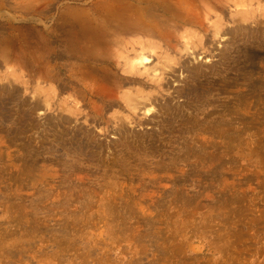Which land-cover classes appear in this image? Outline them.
<instances>
[{
    "label": "rangeland",
    "instance_id": "374dc122",
    "mask_svg": "<svg viewBox=\"0 0 264 264\" xmlns=\"http://www.w3.org/2000/svg\"><path fill=\"white\" fill-rule=\"evenodd\" d=\"M198 1L0 0V264H264V0Z\"/></svg>",
    "mask_w": 264,
    "mask_h": 264
},
{
    "label": "bare ground",
    "instance_id": "6f19581e",
    "mask_svg": "<svg viewBox=\"0 0 264 264\" xmlns=\"http://www.w3.org/2000/svg\"><path fill=\"white\" fill-rule=\"evenodd\" d=\"M148 1H149V0H148ZM161 1H162V0H161ZM168 1H169V2H172V4H173V3H175V4H182L183 1L185 2V0H174L175 2H173V0H168ZM190 1H193V2H194V1H197V2H199L198 0H190ZM165 2H166V1H165ZM186 2H187V1H186ZM201 2H202V0H201ZM208 2H209V1H208ZM144 3H145V2H144ZM189 3H190V2H189ZM211 3H212V2H211ZM141 4H142V3H141ZM160 4H161V3H160ZM194 4H195V2H194ZM196 4H197V3H196ZM152 5H153V4H152ZM152 5H151V6H152ZM155 5H156V4H155ZM183 5H184L185 7H184V6H183V7L181 6V7L184 8V9H186V7L188 6V5H185V4H183ZM189 5H191V4H189ZM192 5H193V4H192ZM192 5H191V7H192L193 9H192V10H191V9L187 10V11H188V12H186L187 14H188V13H191V11H193V10H194V11H193L192 13H195V8H196V7L194 8ZM148 6H150V5H148ZM156 6H157V5H156ZM158 6L160 7V5H158ZM195 6H196V5H195ZM135 7H136V6H135ZM200 7H201V6H200ZM148 8H149V7H148ZM156 8H158V7H156ZM136 9H137V7H136ZM166 9H167V8H166ZM124 11H125V10H124ZM143 11H144V10H143ZM156 11H157V10H156ZM158 11H159V10H158ZM183 11H184V10H183ZM185 11H186V10H185ZM147 12H149V11H147ZM147 12H146V14H148ZM129 13H130V12H129ZM150 13H152V12L150 11ZM153 14H154V13H153ZM131 15H132V14H131ZM140 15H141V14H140ZM142 15H144V13H143ZM142 15H141V16H142ZM150 15L152 16V14H148L147 17L149 18ZM158 15H159V13H157V16H158ZM171 15H172V14H171ZM189 15H190V14H189ZM191 15H192V14H191ZM198 15H199V14H198ZM128 16H129V15H128ZM151 16H150V17H151ZM161 16H162V15H160V17H161ZM130 17H131V16H130ZM135 17H136V16H135ZM145 17H146V16H145ZM153 17H154V16H152V18H153ZM160 17H159V18H160ZM164 17H165V16H164ZM168 17H169V16H168ZM192 17H193V16H192ZM132 18H133V17H132ZM142 18H143V16H142ZM148 18H146V19H148ZM162 18H163V17H162ZM123 19H124V18H123ZM140 19H141V18H140ZM154 19L156 20V14H155V18H154ZM154 19H153V20H154ZM160 19H161V18H160ZM160 19H159V21H160ZM169 19L171 20L172 18H169ZM169 19H168V20H169ZM126 20H127V19H126ZM132 20H133V19H132ZM134 20H135V19H134ZM143 20H144V19H143ZM143 20H142V21H143ZM155 20H154V21H155ZM157 20H158V19H157ZM161 20H162V19H161ZM163 20H164V21H163L164 23H167V22H168L167 20H166L167 22H165V19H163ZM188 20H189V19H188ZM188 20H187V21H188ZM127 21H128V20H127ZM144 21H145V20H144ZM144 21L142 22V23H143V24H142V25H143V28H144V24L148 23V20H147V22L145 21L146 23H145ZM149 21H150V18H149ZM191 21H192V20H191ZM134 22H135V21H134ZM150 22H151V21H150ZM152 22H153V21H152ZM174 22H175V20H174ZM153 23H155V22H153ZM153 23H152V24H153ZM161 23H162V22H161ZM161 23L159 22L160 25H161ZM159 24H158V22H156V24H153V25H158V27H159ZM168 24H169V23H168ZM148 25H149V24H148ZM148 25H146V27H147ZM150 25H151V24H150ZM153 25H151V26H153ZM164 25H165V24H162L163 27L166 26V25H165V26H164ZM162 26H160V28H159V30H161V31L163 30V29L161 28ZM129 27H131V26H129ZM134 27H136V28H137V27H141V25H140V26H139V25H138V26L135 25ZM107 28H108V27H107ZM132 28H133V25H132ZM141 28H142V27H141ZM141 28H140L139 30H141ZM143 28H142V29H143ZM148 28H149V29H148L147 31L151 34V32H153V31H151V27H148ZM152 28H153V27H152ZM156 28H157V27L154 26L153 29H155V31H156ZM115 29H116V28H115ZM125 29H126V28H125ZM146 29H147V28H146ZM146 29H145V30H146ZM126 30H129V29L127 28ZM145 30H144V31H145ZM149 30H150V31H149ZM167 30H168V29H167ZM169 30H170V29H169ZM137 31H138V29H137ZM144 31H143V33H144ZM155 31H154V32H155ZM157 31H158V30H157ZM157 31H156V32H157ZM164 31H165V30H164ZM164 31H163V32H164ZM173 31H174V30H173ZM145 32H146V31H145ZM154 32H153V33H154ZM159 32H160V31H159ZM163 32H162V33H163ZM171 32H172V30H171ZM146 33H147V32H146ZM160 33H161V32H160ZM160 33H158V34H160ZM162 33H161L159 36H161ZM137 34H138V33H137ZM163 34H164V33H163ZM165 35H166V34H165ZM142 36H143V34H142ZM163 36H164V35H163ZM110 37H111V36H110ZM161 37H162V36H161ZM113 38H114V37H113ZM125 39H126V38H125ZM146 40H147V39H146ZM146 40H144V41L146 42ZM104 41H105V40H104ZM111 41H112V40H111ZM140 41H141V40H139V42H138V40H137V43L139 44ZM142 41H143V40H142ZM142 41H141V42H142ZM150 41H151V40H150ZM121 42H122V41H121ZM100 43H101V42H100ZM135 43H136V42H135ZM130 44H131V42H130ZM138 44H137V45H138ZM142 44H143V42H142ZM100 45H101V44H100ZM111 45H112V44H111ZM113 45H114V42H113ZM126 45H127V43H125V46H126ZM132 45H133V44H132ZM134 45H135V44H134ZM145 45H147V42H146V44L144 43V46H145ZM151 45H153V44H151ZM151 45H148V48H151V47H149V46H151ZM118 46H119V45H118ZM125 46H124V48H125ZM138 46H141V45H138ZM144 46H143V47H144ZM111 47H112V46H111ZM128 47H130L129 44H128ZM132 47L134 48V46H132ZM143 47L141 46V49H145L147 46H146L145 48H143ZM95 48H96V47H95ZM101 48H102V47H101ZM130 48H131V47H130ZM133 48H131V49L133 50ZM126 49H127V48H126ZM131 49H130V50H131ZM146 49H147V48H146ZM146 49H145V50H146ZM130 50H129V51H130ZM132 50L130 51V53L132 52ZM136 50H137V48L133 50V53H135L134 57H132L133 59L131 58V56H130L131 59H129V57H127V58H125V59L123 60V63H121V61H116V58H114V57H110V58L108 57V58H100V59H98L97 61H98L99 63H97V64H95V65H97V66H102V65H103V66H104V64H105V68H106V65H110V67H109L108 69H110V70H111V69H115V70L118 69L119 71L122 70V71L125 72V73H130L129 75H131L130 77L133 76L132 78H134L135 76H137V75H139V74L142 75V74H144V73L146 74L144 77H146V78H150L149 81H153L152 78L155 79V77L159 78L160 74H162V73H161L162 71H161V72L157 71V67H158V65H157L156 68H147L148 63H149V62H152V60L150 59V56H151V55H150V54H149L150 56L147 55L148 53H151V52H150L151 49H150V51L147 49L149 52L147 51L148 53H146V54L144 53L145 50H143L144 52H141V50H139V49H138L137 51H136ZM134 51H135V52H134ZM139 51H140L141 53H140ZM137 52H138V53H137ZM123 53H124V52H123ZM125 53H127V51H126ZM136 53H137V54H136ZM93 54H94V53H93ZM128 54H129V53H128ZM126 55H127V54H126ZM99 56H100V55H99ZM120 56H121V55H120ZM124 56H125V55H123V58H124ZM93 57H94V56H93ZM95 57H96V56H95ZM101 57H102V56H101ZM106 57H107V56H106ZM121 57H122V56H121ZM121 57H120V58H121ZM90 58H91V57H90ZM98 58H99V57H98ZM113 58H114L115 60H113ZM87 59H88V58H87ZM91 59H93V58H91ZM91 59H88V60L90 61ZM88 60H87V61H88ZM93 60H94V59H93ZM119 60H120V59H119ZM89 61H88V62H89ZM92 62H93V61H91L90 64H92ZM87 66H88V65H87ZM92 66H93V65H92ZM92 66H91V67H92ZM93 67H94V66H93ZM99 68H100V67H99ZM103 68H104V67H103ZM92 69H93V68H92ZM94 69H95V68H94ZM96 69H97V68H96ZM100 69H101V68H100ZM102 70H103V69H102ZM93 71H94V70H93ZM108 71H109V70H108ZM109 72L114 73L112 70L109 71ZM143 72H144V73H143ZM103 73H104V72H103ZM103 73H100V74H102L103 76H99V75H100V74H99V75L97 76V78H95V80L98 81L97 84L99 83V81H100L101 79H102V80H108V79H110V78H109L110 75H109L108 73H105V75H104ZM94 74H95V73H94ZM96 74H97V73H96ZM114 74H115V73H114ZM114 74H113V75H114ZM108 75H109V76H108ZM111 75H112V74H111ZM113 75H112V76H113ZM140 75H139V76H140ZM114 76H115V75H114ZM149 76H150V77H149ZM88 77H90V76H88ZM91 77H92V76H91ZM91 77H90V78H91ZM86 78H87V76H86ZM86 78H85V79H86ZM92 78H93V77H92ZM137 78H138V77H137ZM87 79H88V78H87ZM138 79H139V78H138ZM90 80H91V79H90ZM139 80L141 81V79H139ZM142 80H143V78H142ZM145 81H146V80H145ZM107 82H109V81H107ZM107 82H106V83H107ZM110 82H111V80H110ZM143 82H144V81H142V83H143ZM118 84H119V83H118ZM84 85H85V84H84ZM94 85H95V84H94ZM97 87L99 88L100 91L102 90L103 92H104V89H108V87L105 86V85L102 84V83H99V85H97L96 88H97ZM96 90H98V89H96ZM108 90H109V89H108ZM88 91H89V90H87V92H88ZM106 91H107V90H106ZM114 92H115V91H114ZM96 93L99 94L98 92H96ZM110 93L112 94V92H110ZM110 93H109V94H110ZM100 94H101V93H100ZM100 94H99V95H100ZM102 94H106V92H105V93H102ZM102 94H101V95H102ZM107 94H108V93H107ZM107 94H106V95H107ZM93 95H94V94H93ZM95 96H97V95H95ZM108 96L110 97V95H108ZM111 96H112V95H111ZM100 97H101V96H100ZM112 97H114V96H112ZM146 99H147V98H146ZM123 101H124V103H125V106H127V107L135 108V107H137V105H138V102H137L136 98L133 97L132 95H125Z\"/></svg>",
    "mask_w": 264,
    "mask_h": 264
}]
</instances>
